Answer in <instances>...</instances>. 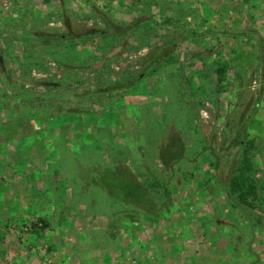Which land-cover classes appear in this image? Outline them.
I'll return each mask as SVG.
<instances>
[{"label": "rangeland", "instance_id": "374dc122", "mask_svg": "<svg viewBox=\"0 0 264 264\" xmlns=\"http://www.w3.org/2000/svg\"><path fill=\"white\" fill-rule=\"evenodd\" d=\"M0 264H264V0H0Z\"/></svg>", "mask_w": 264, "mask_h": 264}, {"label": "trees", "instance_id": "16d2710c", "mask_svg": "<svg viewBox=\"0 0 264 264\" xmlns=\"http://www.w3.org/2000/svg\"><path fill=\"white\" fill-rule=\"evenodd\" d=\"M140 77H141V76H140ZM140 77H139V78H140ZM137 82H138V81H135L134 84H137ZM127 83H128V84H131V81H130V82H127ZM132 84H133V83H132Z\"/></svg>", "mask_w": 264, "mask_h": 264}]
</instances>
